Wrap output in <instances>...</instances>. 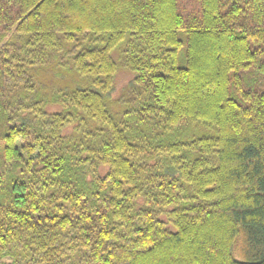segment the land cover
<instances>
[{
  "label": "trees",
  "instance_id": "trees-1",
  "mask_svg": "<svg viewBox=\"0 0 264 264\" xmlns=\"http://www.w3.org/2000/svg\"><path fill=\"white\" fill-rule=\"evenodd\" d=\"M0 264H264V0H0Z\"/></svg>",
  "mask_w": 264,
  "mask_h": 264
},
{
  "label": "rangeland",
  "instance_id": "rangeland-1",
  "mask_svg": "<svg viewBox=\"0 0 264 264\" xmlns=\"http://www.w3.org/2000/svg\"><path fill=\"white\" fill-rule=\"evenodd\" d=\"M130 76H127L125 74H120L119 80H118V86L119 88L127 82ZM246 242L244 239L240 240L238 251L236 252L235 256L238 260L241 261H248V260H258L257 256L259 255V251L252 249L249 247L247 250L245 249L246 247ZM246 250V251H245ZM256 257V258H254Z\"/></svg>",
  "mask_w": 264,
  "mask_h": 264
}]
</instances>
